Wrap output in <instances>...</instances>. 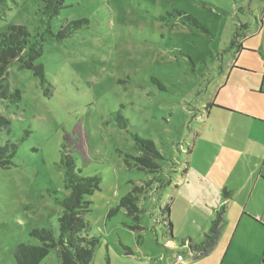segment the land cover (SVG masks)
Returning a JSON list of instances; mask_svg holds the SVG:
<instances>
[{
    "label": "rangeland",
    "instance_id": "1",
    "mask_svg": "<svg viewBox=\"0 0 264 264\" xmlns=\"http://www.w3.org/2000/svg\"><path fill=\"white\" fill-rule=\"evenodd\" d=\"M42 3L7 0L0 31L24 24L34 32ZM181 12L198 24L183 23ZM262 12L264 0H65L52 31L87 23L63 39L46 36L35 61L46 82L13 61L11 87L21 97L0 99V115L10 121L0 144L18 147L13 165L0 167V264H17L21 243L41 245L33 230L59 234L62 201L71 194L63 153L72 155L79 175L99 180L84 197L89 228L81 234L98 240L94 264H180L185 256L186 264H230V250L241 248L235 237L231 244L239 216L255 206L264 213V186L248 178L250 160L241 153L245 143V152L256 155L257 140L210 105L227 109L223 98L242 97V109L256 107L247 89L235 87L248 85L244 72L233 70L228 80L229 52L241 23L255 28ZM260 40L246 45L255 49ZM237 61L259 70L263 56L243 52ZM222 130L229 132L224 138ZM136 137L152 141L161 157L143 153ZM219 212L225 224L216 247L191 256L189 243L204 240ZM240 230V243L252 251L247 230ZM59 248L40 264H62Z\"/></svg>",
    "mask_w": 264,
    "mask_h": 264
},
{
    "label": "trees",
    "instance_id": "2",
    "mask_svg": "<svg viewBox=\"0 0 264 264\" xmlns=\"http://www.w3.org/2000/svg\"><path fill=\"white\" fill-rule=\"evenodd\" d=\"M42 5L36 10V26L34 32L24 24H10L3 31H0V99L4 101L17 102L20 97V90L11 87L9 65L17 60L20 68L34 69L41 78L42 83L46 82L44 67L41 63H35L36 59L42 56L44 43L47 35L63 39L72 35L87 23V19L67 22L61 27L58 33L52 31V21L59 15L60 10L65 7V0H42ZM0 5L7 8V0H0ZM181 21L185 24H198L196 19L186 12H181ZM241 34L236 32L230 43V49L240 47L236 40ZM126 120H124L125 122ZM124 122L122 124H124ZM126 124V123H125ZM10 121L7 117L0 115V133L8 130ZM136 143L143 153L154 154L161 157L150 140L136 137ZM17 144H0V167L9 168L13 165V158L17 152ZM149 151V152H148ZM144 161L143 158H137ZM62 165L66 173V187L71 190V194L62 201L63 210L59 217V234L49 228L35 229L31 234L41 241V245H31L27 243L19 244L15 249L17 264H40L46 258L50 249L60 246L57 253L62 264H94L92 259L98 240L87 239L82 233L89 228L88 221L83 214L90 210L89 202L84 198L92 194L99 188V180L96 177H83L76 171L75 160L72 155L63 153ZM124 197L122 204L127 201ZM223 211V210H222ZM166 226L172 233V221L170 219L171 208H165ZM225 219L222 212L218 213L212 221L211 228L205 232L202 242L191 241L188 245L189 252L194 253V257H201L210 254L216 247L221 235ZM183 242V241H182ZM184 243V242H183ZM57 244V246H55Z\"/></svg>",
    "mask_w": 264,
    "mask_h": 264
},
{
    "label": "crops",
    "instance_id": "3",
    "mask_svg": "<svg viewBox=\"0 0 264 264\" xmlns=\"http://www.w3.org/2000/svg\"><path fill=\"white\" fill-rule=\"evenodd\" d=\"M241 28L237 29L240 32V36L236 38V40L240 43V47H233L229 52L232 55V61L229 66L232 65V70L230 71L229 79L233 74V70H241L244 72L247 77L248 85H239L235 86L238 89H247L250 97H252V102L257 104L255 108H248L242 109L241 104L242 97H237L236 101L230 103L228 99H224V103H219L225 108L221 107H213L214 105L211 104L210 107L214 108L218 111L217 113H222L224 120H230L232 124L236 126L238 130L243 128L242 132L246 130V136H252L257 140L258 143V151L256 155L252 153H246V144L243 143L244 150L241 151L243 156H247L249 163V175L248 178L254 181L255 186L263 185L264 186V12L259 17L255 19V28L253 27V23H241ZM244 30V31H243ZM236 31V32H237ZM252 31L251 34L244 35V32ZM236 35V33H235ZM234 35V37H235ZM260 37L261 40L257 43V47L254 49L252 45H246L248 41L253 38ZM248 49H246V48ZM243 52L252 53V54H261L263 56V64L261 69H251L243 63L238 64V58L242 55ZM240 79L241 76H237ZM250 83V84H249ZM227 85V84H226ZM225 85V86H226ZM224 87V86H223ZM222 89V88H221ZM220 89V90H221ZM209 106H206L208 108ZM213 109V110H214ZM210 108L208 109V114H211L212 111ZM220 111V112H219ZM207 114V115H208ZM204 115V113H203ZM229 123V122H228ZM227 124V122H226ZM242 124H245L244 126ZM230 125L228 126V129ZM228 130L220 131L222 138L228 135ZM263 144V145H262ZM254 168L257 171H254ZM180 182V180H179ZM236 198H240V192ZM242 207V206H240ZM247 208V206H246ZM254 208H251V211L246 212L245 209L242 210L241 215L239 216V223L237 225V229L235 231L234 236L231 239V244L234 243L235 238H237L236 246L241 247L240 249L230 250L231 253V260L230 264H264V213L259 215L258 211H255ZM171 215V214H170ZM240 227H243V231L247 230V235L250 236L248 241L253 242L252 251L247 250V246L245 243H240L244 233L240 230ZM238 233H242L238 235ZM235 237V238H234ZM190 254V252L188 251ZM187 254V253H185ZM191 255V254H190ZM193 256V255H191ZM188 258H183L180 261V264H186Z\"/></svg>",
    "mask_w": 264,
    "mask_h": 264
}]
</instances>
